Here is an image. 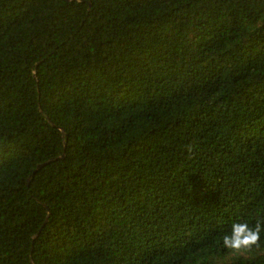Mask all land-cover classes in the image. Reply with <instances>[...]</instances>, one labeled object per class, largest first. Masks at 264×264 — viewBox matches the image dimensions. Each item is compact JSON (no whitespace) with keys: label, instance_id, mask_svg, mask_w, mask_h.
<instances>
[{"label":"trees","instance_id":"1","mask_svg":"<svg viewBox=\"0 0 264 264\" xmlns=\"http://www.w3.org/2000/svg\"><path fill=\"white\" fill-rule=\"evenodd\" d=\"M258 221L264 0H0V264H264Z\"/></svg>","mask_w":264,"mask_h":264},{"label":"clouds","instance_id":"2","mask_svg":"<svg viewBox=\"0 0 264 264\" xmlns=\"http://www.w3.org/2000/svg\"><path fill=\"white\" fill-rule=\"evenodd\" d=\"M262 230L264 224L259 221L254 226L247 222H235L231 225L230 233L222 238L223 247L235 253L251 251L254 247H259Z\"/></svg>","mask_w":264,"mask_h":264},{"label":"water","instance_id":"3","mask_svg":"<svg viewBox=\"0 0 264 264\" xmlns=\"http://www.w3.org/2000/svg\"><path fill=\"white\" fill-rule=\"evenodd\" d=\"M42 164H44V163L38 164L37 167H36V169L39 168Z\"/></svg>","mask_w":264,"mask_h":264}]
</instances>
